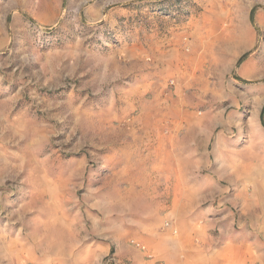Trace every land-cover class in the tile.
<instances>
[{
  "label": "rangeland",
  "instance_id": "374dc122",
  "mask_svg": "<svg viewBox=\"0 0 264 264\" xmlns=\"http://www.w3.org/2000/svg\"><path fill=\"white\" fill-rule=\"evenodd\" d=\"M263 108L264 0H0V264L264 259Z\"/></svg>",
  "mask_w": 264,
  "mask_h": 264
},
{
  "label": "crops",
  "instance_id": "0c3cea01",
  "mask_svg": "<svg viewBox=\"0 0 264 264\" xmlns=\"http://www.w3.org/2000/svg\"><path fill=\"white\" fill-rule=\"evenodd\" d=\"M260 208L264 210V202L259 204ZM252 226V227H251ZM251 226L246 227L247 233H250L255 238V242L259 245V233H260V224L259 221L253 219ZM241 233H243L245 230L244 228L240 229ZM255 236V237H254ZM58 243H55L54 246H51L48 251H46V258L48 259L45 264H49V259H59L60 263H62L66 259V263L69 264H83V259H67V252L63 250L62 247V241L63 238L60 235L59 238H57ZM225 243V242H223ZM233 243V244H232ZM231 245L229 244H220V247L217 248V252L219 253H213L209 254L207 256V259H158L159 262L163 264H264V259H241V253L240 250L242 249L243 243H241L240 237L238 234H236L234 240L232 241ZM254 243V240H253ZM211 247L214 244H210ZM234 249V254H231L229 257L225 251L229 246ZM97 260L96 264H101L103 262V259H95ZM90 262H93V259L90 260Z\"/></svg>",
  "mask_w": 264,
  "mask_h": 264
},
{
  "label": "trees",
  "instance_id": "16d2710c",
  "mask_svg": "<svg viewBox=\"0 0 264 264\" xmlns=\"http://www.w3.org/2000/svg\"><path fill=\"white\" fill-rule=\"evenodd\" d=\"M251 21H252V22L254 21V12H253L252 15H251ZM245 58H246V55L243 56V57L239 60L238 64H241V63L245 60ZM263 115H264V108H263V111H262V115H261V117H263ZM111 253L113 254L114 252L111 251Z\"/></svg>",
  "mask_w": 264,
  "mask_h": 264
},
{
  "label": "bare ground",
  "instance_id": "6f19581e",
  "mask_svg": "<svg viewBox=\"0 0 264 264\" xmlns=\"http://www.w3.org/2000/svg\"><path fill=\"white\" fill-rule=\"evenodd\" d=\"M200 141V140H199ZM160 169V168H159ZM263 176V175H262Z\"/></svg>",
  "mask_w": 264,
  "mask_h": 264
}]
</instances>
